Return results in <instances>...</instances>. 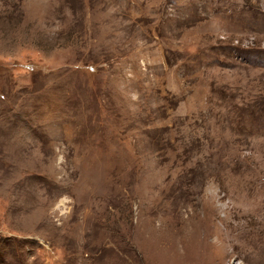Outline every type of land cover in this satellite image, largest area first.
Instances as JSON below:
<instances>
[{
	"label": "rangeland",
	"instance_id": "374dc122",
	"mask_svg": "<svg viewBox=\"0 0 264 264\" xmlns=\"http://www.w3.org/2000/svg\"><path fill=\"white\" fill-rule=\"evenodd\" d=\"M234 226L264 252V0H0V264H249Z\"/></svg>",
	"mask_w": 264,
	"mask_h": 264
},
{
	"label": "bare ground",
	"instance_id": "6f19581e",
	"mask_svg": "<svg viewBox=\"0 0 264 264\" xmlns=\"http://www.w3.org/2000/svg\"><path fill=\"white\" fill-rule=\"evenodd\" d=\"M245 235H246L245 231H240L239 227H235V226L231 230L228 229L227 227L224 228L219 227L215 230H212L209 234V244L211 249L213 250V260H216L218 258L219 250L223 251V249L225 248L224 245H226V243L227 244L230 243L233 250H240L243 253L244 261L248 260L249 264H264V252H262L261 250L250 251V248H248L247 246L243 250L242 246H237L241 241L246 239L247 236Z\"/></svg>",
	"mask_w": 264,
	"mask_h": 264
}]
</instances>
